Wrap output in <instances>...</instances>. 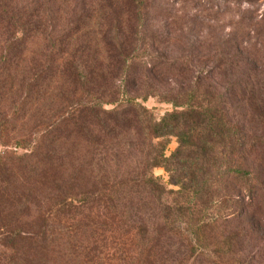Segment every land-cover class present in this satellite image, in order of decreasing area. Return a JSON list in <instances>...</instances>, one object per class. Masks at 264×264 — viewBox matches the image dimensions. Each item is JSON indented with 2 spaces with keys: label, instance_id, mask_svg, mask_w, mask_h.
<instances>
[{
  "label": "trees",
  "instance_id": "trees-1",
  "mask_svg": "<svg viewBox=\"0 0 264 264\" xmlns=\"http://www.w3.org/2000/svg\"><path fill=\"white\" fill-rule=\"evenodd\" d=\"M259 1L0 0L3 88L20 78L22 99L46 94L58 76L55 93L80 97L66 147L34 173L53 192H76L61 202L76 209L82 229L47 244L53 213L26 247L5 226L6 249L21 264H64L65 242L106 227L130 239L133 262L124 264H227L234 256L253 264L264 253V11L246 31L171 29L177 6L221 16L222 7ZM150 97L171 110L156 118L140 102ZM169 138L177 142L170 156Z\"/></svg>",
  "mask_w": 264,
  "mask_h": 264
},
{
  "label": "rangeland",
  "instance_id": "rangeland-1",
  "mask_svg": "<svg viewBox=\"0 0 264 264\" xmlns=\"http://www.w3.org/2000/svg\"><path fill=\"white\" fill-rule=\"evenodd\" d=\"M253 6L247 4L240 7L228 5L225 8L222 7L221 16L213 15L215 12L208 13L199 10L192 3L185 7L177 6L176 9H179L178 18L183 16L180 21L182 28L178 27L179 24L176 23L178 18H175L172 21L174 24L171 29L187 31V33L201 31L205 34L233 29L246 31V27L253 25V21L259 19L264 11L262 1ZM253 9H255V13ZM61 17L56 16L55 22H53L58 28L63 26ZM56 32L61 34L64 31ZM51 63L55 72L64 69V65L60 62ZM57 79L58 76H54L50 85L42 89V92L45 89H49L51 92L46 94L43 92L34 96L31 94L28 97L24 95L23 99L21 98V86H19L20 78L14 80L11 91L3 88L4 82L0 80V89L2 90L0 91V264H21L20 254L6 249L10 243L4 235L5 226L10 230H17L13 232L21 233V236L25 238L23 242L25 246L27 244L26 247L33 245L34 241L40 240L38 232L39 229H42L41 224H44L53 213L55 214L53 221L45 223L47 244L53 239H58L60 242L66 241L64 233H67V230L72 235L76 231L75 227L82 229L83 226V221L79 220L78 213L72 212L76 209L69 211V208L61 202L62 197H72L76 192L66 187L63 188V194H61L50 190L51 186L48 182H45L44 185H41V182H35L37 173H34V170H36L37 164L55 162L52 153H55L56 150L63 151V147H66L62 139L67 133L66 121L71 112L77 108V103L80 100L78 95L71 100L70 93L65 89V92L62 91L61 94L55 93ZM42 80L47 83L46 80L49 79L42 78ZM4 91H9V97L3 100ZM24 98L27 100L24 101ZM140 102L151 109L158 119L171 110L169 104L161 103L156 97H150L146 101ZM52 123L57 126L54 134H50ZM169 142L168 156L177 148L175 138H169ZM154 174L169 188L175 189L169 186V177L163 168L155 169ZM67 227L70 228L67 229ZM106 228L104 231L99 230L98 236L90 237L93 233H83L81 238L68 240V245L65 242V254L63 255L66 256V259H64V264H124L125 261L132 263L133 259L129 260L130 257H133L132 253H127L131 249L130 239L119 233L112 235V231H106ZM259 241H261L259 248L262 249L264 243L262 239ZM124 249L126 253L120 252ZM243 262V256H234L232 259L228 258L227 264ZM253 264H264V253L260 252Z\"/></svg>",
  "mask_w": 264,
  "mask_h": 264
}]
</instances>
